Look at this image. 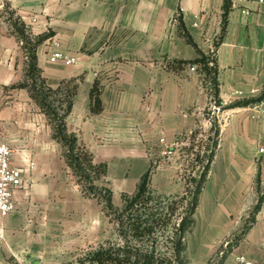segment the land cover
<instances>
[{"label": "crops", "instance_id": "crops-1", "mask_svg": "<svg viewBox=\"0 0 264 264\" xmlns=\"http://www.w3.org/2000/svg\"><path fill=\"white\" fill-rule=\"evenodd\" d=\"M231 1L224 26L225 0H0V144L13 148L18 167L35 164L16 193V210L0 215V264H61L79 248L102 243L107 218L78 184L47 116L27 89L17 87L27 58L11 22L20 20L32 43L42 40L37 64L51 88L77 85L67 129L96 163H107L97 184L111 190L118 209L123 196L134 195L143 176L151 175L157 149L164 147L160 140L174 150L213 104L197 66L181 61L198 59L199 51L216 58L223 107L263 94L264 4ZM179 16L196 47L182 36ZM55 41L75 64L49 61ZM96 80L99 113L91 111ZM221 110L210 168L217 203L210 226L227 233L259 204L234 255L264 264V162L257 155L264 100Z\"/></svg>", "mask_w": 264, "mask_h": 264}, {"label": "trees", "instance_id": "trees-1", "mask_svg": "<svg viewBox=\"0 0 264 264\" xmlns=\"http://www.w3.org/2000/svg\"><path fill=\"white\" fill-rule=\"evenodd\" d=\"M231 6L232 1L225 0L224 26ZM178 20L182 36L189 44L196 47L184 26L182 17L179 16ZM11 30L21 42L27 58L24 81L17 87L27 89L47 116L53 128V138L61 144L65 160L78 184L87 196L97 199L102 205L104 213L115 225L120 240L118 244L109 242L107 246H100L71 264H189L188 236L195 229V214L218 146L219 129L216 128V125L213 126L215 137H210L212 139H210L206 155L203 157L206 161L203 171L198 179L192 181L195 186L194 190H189L184 196H180L178 201H173L166 207L151 205L152 202L162 203L157 200L150 189L151 180L150 172H148L143 176L137 192L132 196L124 195L123 206L115 209L111 190L104 185L97 184L107 173V163H96L93 154L79 143L74 133H69L67 129L66 119L72 110L77 85H72L69 82L65 90L62 87L51 88L37 64L36 48L42 40L32 43L28 38L26 26L20 20L11 22ZM199 54L198 59L190 62L181 61L180 64L197 66V71L203 75L204 83L212 92L213 101L221 109L255 105L264 100L263 91L259 98L223 107L219 97L220 83L217 60L212 55H205L201 51ZM101 91L102 87L96 80L91 90V111L93 113H99L102 110ZM158 196L163 202L169 200L164 195ZM258 206L259 204L256 207L258 208ZM179 208H183V213L180 214V217L175 218ZM166 230H168V235L165 237ZM162 237L166 239V251H162L158 247Z\"/></svg>", "mask_w": 264, "mask_h": 264}, {"label": "rangeland", "instance_id": "rangeland-1", "mask_svg": "<svg viewBox=\"0 0 264 264\" xmlns=\"http://www.w3.org/2000/svg\"><path fill=\"white\" fill-rule=\"evenodd\" d=\"M224 114L225 112L221 110V107L217 106L215 101H213L211 108L203 113L201 120L193 131L178 141L171 154L164 155V147L157 149L160 156L157 157V162L151 170L150 189L162 204L152 202L151 205L166 207L167 204L178 201L179 197L184 196L189 190L195 189L192 181L193 179H198L203 171L206 163L204 161L205 158H203L206 155V148L210 143V139H212L210 137H215L213 126L216 121V128L220 129ZM210 178L211 171L208 175L201 196L200 206L195 216V229L188 236L189 264H243L241 260L242 258L245 259V257L243 255L235 256L234 254L239 251L240 248H237L246 240L249 226L257 210V205L240 220L238 225L231 227L229 232L224 234L215 233L210 224L215 220L217 203L214 200L215 195L209 188L211 185ZM158 195H164L169 200L163 202ZM182 213L183 208H179L175 218L180 217ZM104 229V236H100V241L105 238L102 243L95 246L87 244L79 248L75 254L67 257L65 262L61 264L74 263L77 259L85 257L100 246H107L109 242L111 244H118L120 242L115 225L110 222L109 217L106 218ZM166 231L165 237L168 235V230ZM164 238L162 237L158 243V247L162 251L167 250L166 239ZM245 261L248 262L246 259Z\"/></svg>", "mask_w": 264, "mask_h": 264}, {"label": "built area", "instance_id": "built-area-1", "mask_svg": "<svg viewBox=\"0 0 264 264\" xmlns=\"http://www.w3.org/2000/svg\"><path fill=\"white\" fill-rule=\"evenodd\" d=\"M259 2L264 4V0H259ZM176 21H178V17ZM53 46L56 50L49 58L51 63L60 62L66 66L76 63V58L68 57L61 51V45L58 41L53 42ZM191 69L192 71H195L196 67H192ZM160 142L165 147L163 154H171L172 149L166 144L165 139L162 138ZM13 155L14 150L10 145L0 144V215L4 218L8 217L16 210V193L20 189L24 188L29 175L35 167L33 162L25 168L18 167L13 162ZM257 155L259 161L264 162V140L258 145ZM241 262L243 264H252L250 262H246L244 258H242Z\"/></svg>", "mask_w": 264, "mask_h": 264}]
</instances>
